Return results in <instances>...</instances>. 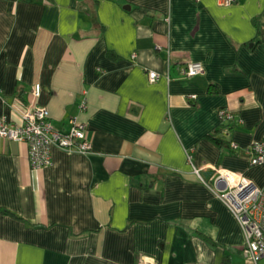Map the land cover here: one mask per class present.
Wrapping results in <instances>:
<instances>
[{"label":"crops","instance_id":"0c3cea01","mask_svg":"<svg viewBox=\"0 0 264 264\" xmlns=\"http://www.w3.org/2000/svg\"><path fill=\"white\" fill-rule=\"evenodd\" d=\"M259 15L264 0H0V118L45 107L91 144L35 168L0 136V264H264L221 198L233 174L264 187ZM221 110L234 151L209 138Z\"/></svg>","mask_w":264,"mask_h":264},{"label":"built area","instance_id":"2783aa9c","mask_svg":"<svg viewBox=\"0 0 264 264\" xmlns=\"http://www.w3.org/2000/svg\"><path fill=\"white\" fill-rule=\"evenodd\" d=\"M224 1L226 4L237 2V0ZM203 70L202 63L191 62L182 71L187 76H195ZM150 76L153 79L161 77L156 71H152ZM40 93L41 86L38 85L34 95L39 97ZM193 98H196V95ZM226 116L231 117L230 111L221 110L222 121ZM87 132L86 122L79 118L73 119L69 130L57 128L52 120L51 112L40 106L28 109L19 121L7 116L0 118V136L9 140L26 141L29 144L31 162L35 168L52 165L54 145L87 153L91 149ZM249 152L253 164H264V136L249 147ZM214 169L220 173V177H224L218 168ZM196 172L200 176L203 175L200 168H196ZM227 181V187L223 190L221 198L235 211L245 229L247 251L258 263L264 257V187L237 174L230 175Z\"/></svg>","mask_w":264,"mask_h":264},{"label":"trees","instance_id":"16d2710c","mask_svg":"<svg viewBox=\"0 0 264 264\" xmlns=\"http://www.w3.org/2000/svg\"><path fill=\"white\" fill-rule=\"evenodd\" d=\"M253 23L258 30V37L255 39L254 43L264 42V19L261 15L255 16L253 18ZM218 88H211L210 92H218ZM231 117L226 116L225 120L221 121L220 126L216 127L210 134L209 138L216 142L219 146L229 148L234 151L235 147L233 141L229 138L230 133L233 131L234 126L237 122L235 111L230 112ZM2 211L8 213L11 212L9 209H2Z\"/></svg>","mask_w":264,"mask_h":264},{"label":"rangeland","instance_id":"374dc122","mask_svg":"<svg viewBox=\"0 0 264 264\" xmlns=\"http://www.w3.org/2000/svg\"><path fill=\"white\" fill-rule=\"evenodd\" d=\"M234 176H236V175H234ZM233 176V177H234ZM254 182V181H253ZM255 183V182H254ZM226 189V188H225ZM228 205V204H227ZM229 206V205H228ZM232 211H233V213L236 215V213H235V211L231 208V207H229ZM237 217V216H236ZM237 219H238V217H237ZM239 220V219H238ZM240 222V221H239Z\"/></svg>","mask_w":264,"mask_h":264},{"label":"water","instance_id":"95a60500","mask_svg":"<svg viewBox=\"0 0 264 264\" xmlns=\"http://www.w3.org/2000/svg\"><path fill=\"white\" fill-rule=\"evenodd\" d=\"M128 7H130V6H128Z\"/></svg>","mask_w":264,"mask_h":264}]
</instances>
